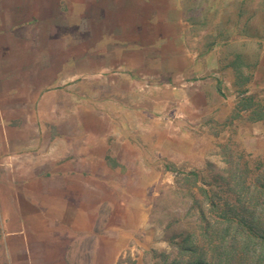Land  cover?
<instances>
[{"label": "rangeland", "instance_id": "1", "mask_svg": "<svg viewBox=\"0 0 264 264\" xmlns=\"http://www.w3.org/2000/svg\"><path fill=\"white\" fill-rule=\"evenodd\" d=\"M134 1L143 5V11L123 16L121 8ZM110 4L114 10L109 13H115V19L151 18V30L161 33L146 39V51L123 53L125 45L115 24L112 34L115 42L120 41L119 46L113 53H98L94 62V53H87L89 45H94V24L87 20L84 23L90 35L83 37L82 51L68 53L62 63L67 72L79 65L81 72L77 74L92 79L85 86L84 81L77 85L76 96L68 95L71 102L91 108L94 65L106 64L101 75L112 76L113 84L122 77L120 72L134 69L124 77L131 83L127 97L132 110L141 116L129 126L135 152L125 151L118 159L107 149L101 161L95 159L98 170L86 175L94 177L93 187L88 186L94 197V216L79 218L75 225L61 230V236L66 237V263L209 264L214 243L210 240L217 235L215 231L229 225L223 216V224L215 222L222 209L230 212L233 205L239 209L248 202L245 197L238 200L236 182L241 178L234 173L249 170L242 180L253 183L264 171V0H111ZM67 13L69 27L51 26L69 45L70 27L77 21L78 11ZM5 30L0 26V33L6 34ZM5 54L0 53V67ZM29 62L19 59L13 64L26 68ZM48 62V53H44L39 69L45 71ZM136 65L143 71L140 66L137 71ZM179 70L182 73L177 74ZM82 77L68 79L64 86L74 89ZM54 84L55 80L45 86ZM192 84L203 88L198 100L205 103L193 116L190 105L184 106L186 86ZM5 90L10 93L11 89ZM136 95L138 100L133 105ZM69 119L75 129L74 118ZM154 123L153 130L144 127ZM32 130V122H0V134L5 132L9 137L8 141L0 138V163L21 156L8 148L12 134L34 133ZM76 140L80 144L85 138ZM125 165L134 168L126 169ZM112 168L118 170L113 180L106 176ZM110 182L113 185H107ZM86 190L84 187V194ZM212 191L219 208L210 204ZM83 199L84 205L88 200ZM224 201L230 205H223ZM244 211L241 209L240 215ZM256 213L264 214L260 209ZM191 245L193 253L187 250Z\"/></svg>", "mask_w": 264, "mask_h": 264}, {"label": "crops", "instance_id": "2", "mask_svg": "<svg viewBox=\"0 0 264 264\" xmlns=\"http://www.w3.org/2000/svg\"><path fill=\"white\" fill-rule=\"evenodd\" d=\"M110 1L0 0V26L6 27V34L0 33L3 48L0 53H6V60L1 61L0 67V122H32L35 128L34 133L10 132L8 148L21 156L9 163H0V264H67L66 237L61 236V230L67 225H75L79 218L94 216V197L88 187H93L94 177L86 175L98 170L95 159L101 161L107 149L118 159L125 151L135 152L133 141L129 140L132 136L129 126L141 116L138 110H132L127 97L131 83L124 77L134 69L126 68L127 72H120L122 77L116 78L117 82L113 84L112 76L101 75V69L107 65H94V77L91 76L94 78V108H91L85 103L71 102L68 95L76 96L77 85L84 81L85 86L92 79L77 74L81 72L79 65L67 72L62 64L67 61L68 53L82 51L83 37L90 35L84 23L87 20L90 25L94 24V45L91 43L87 51L94 53V62L98 53H113L115 46H119L120 41L115 42V34H112L115 24L119 25L117 31L121 33L118 35L122 36L125 45L123 53H142L143 49L147 50L146 39L159 36L161 32L151 30L148 23L151 18L115 19V13H109L114 10ZM124 7L121 8L123 16L126 14L127 17V13H134V10L137 13L143 11V5L135 4V1ZM67 10L70 15L78 11V19L70 27L72 39L69 45L51 26L69 27ZM77 42L80 43L77 45ZM44 53H48L49 59L45 71L39 69ZM126 58L130 59V55ZM19 59L30 61L29 65L22 68L13 64ZM139 66L138 70L135 68L137 71ZM44 72L49 75H43ZM70 73L72 77L68 76ZM50 74L54 75L55 84L45 86L46 82L54 83ZM48 77V81H44ZM80 77L82 80L74 89L64 86L68 79ZM6 87L11 89L10 93L6 92ZM199 90L203 88L196 84L186 86L184 106L190 105L192 116L205 104L202 99L198 100ZM137 96L132 100L133 105ZM69 118H74L75 129L70 126L73 122ZM154 125L144 127L153 130ZM80 137L85 138L84 144L77 143L76 139ZM0 138L9 140L5 132ZM19 138L23 141L17 140ZM122 162L124 165L123 159ZM125 168L134 167L125 165ZM114 169L106 173L112 180L118 172ZM107 185H113V182ZM84 187L91 197L83 193ZM72 189L75 191L71 192ZM83 198L88 200L84 205Z\"/></svg>", "mask_w": 264, "mask_h": 264}, {"label": "trees", "instance_id": "3", "mask_svg": "<svg viewBox=\"0 0 264 264\" xmlns=\"http://www.w3.org/2000/svg\"><path fill=\"white\" fill-rule=\"evenodd\" d=\"M255 112L256 114L260 113L257 110H254ZM248 171L244 169L234 173L235 176L241 178V181L236 182L239 187L237 192L240 195L238 200L241 201L245 197L248 202H245L243 206L238 205L239 209L233 205L230 210L232 214L229 209H222L219 215L220 218L216 219L215 222L223 224L222 222L225 220L229 225L226 229L215 231L217 235L213 236V240H210V243H214L212 249L209 250L210 256H213L210 260L208 259L209 264H264V214L257 216L256 213V209H260L264 213V171L258 174L257 180L253 183H247L244 181L246 175L243 174ZM206 192L207 190L204 189V193ZM214 194L210 197V204L213 208H219L220 203L213 200L215 198ZM225 203L230 205L227 201L222 202L223 205ZM241 209L245 211L240 215ZM221 217L223 220H221ZM216 238H219L220 241ZM236 241H242L240 246H233ZM192 248L193 245L187 249L190 250L189 253H193ZM257 252L260 255L255 256ZM194 262L196 264L200 263L199 261Z\"/></svg>", "mask_w": 264, "mask_h": 264}]
</instances>
